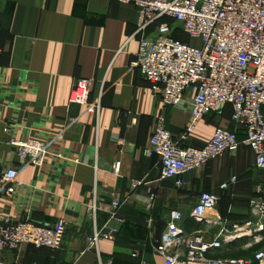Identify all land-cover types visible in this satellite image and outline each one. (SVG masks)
<instances>
[{
    "label": "crops",
    "instance_id": "obj_1",
    "mask_svg": "<svg viewBox=\"0 0 264 264\" xmlns=\"http://www.w3.org/2000/svg\"><path fill=\"white\" fill-rule=\"evenodd\" d=\"M138 17L135 6L116 0H0V168L17 165L11 140L49 145L41 167L18 171L23 185L15 195L0 196V220L51 226L63 219L66 225L58 250L24 245L17 255L3 252L1 264H165L153 247L171 213L180 214L186 233L206 229L209 242L223 226L251 220L248 203L262 199L258 175L264 171L253 168V153L245 146L234 158L224 155L186 174L180 186L159 179V159L146 155L158 118L180 147L203 148L218 128L235 131L240 142L244 134L226 107L199 120L181 140L189 124L188 105L164 107L132 66L139 47V37L131 38ZM81 79L92 80L90 101L99 103V109L69 102ZM115 162L121 164L117 175ZM232 177L236 183L221 190ZM203 193L219 197L217 208L206 215L208 227L190 215ZM95 195L107 204L118 197L124 223L117 238L87 250L94 225L107 218L100 212L96 224L91 220L88 208ZM251 242L236 238L215 257L248 258L254 252Z\"/></svg>",
    "mask_w": 264,
    "mask_h": 264
},
{
    "label": "built area",
    "instance_id": "obj_2",
    "mask_svg": "<svg viewBox=\"0 0 264 264\" xmlns=\"http://www.w3.org/2000/svg\"><path fill=\"white\" fill-rule=\"evenodd\" d=\"M116 1L138 9L137 29L131 38L139 37V47L132 66L139 70L164 107L188 105L189 124L181 140L186 139L199 120L220 114L226 107L231 109L232 124L244 134L240 142L235 131L218 128L203 148L180 147L166 130L163 119L158 118L146 155L159 159V179L176 180L180 186L186 174L224 155L236 157L241 146L253 153V168L264 171V0ZM151 26H155L154 33L147 36ZM175 29L190 43L174 37ZM92 84L89 79L75 82L69 102L99 109V103L90 101ZM9 145L16 149L17 165L0 168V196L11 197L23 185L17 181L18 171L26 166L41 167L49 155V145L38 140H11ZM120 167V162H115L114 175ZM235 183L236 178L232 177L220 189L226 190ZM153 201L151 194L149 209ZM218 204V195L201 194L191 218L199 225L210 226L206 215ZM248 205L251 220L230 228L223 226L210 242L205 240L206 229L186 233L179 224L180 214L171 213L159 243L153 247L154 255L165 264H264V244L248 258L215 257L236 238H251L250 246L264 241V200L254 197ZM121 206L118 197L107 204L94 196L88 208L91 220L95 223L100 212L106 213L107 218L101 226L94 225L86 240L87 250H95L101 240L117 238L124 223L118 214ZM215 221L221 223L220 219ZM65 229L63 219L43 226L29 220L2 218L0 255H17L24 245L56 251L61 247Z\"/></svg>",
    "mask_w": 264,
    "mask_h": 264
},
{
    "label": "rangeland",
    "instance_id": "obj_3",
    "mask_svg": "<svg viewBox=\"0 0 264 264\" xmlns=\"http://www.w3.org/2000/svg\"><path fill=\"white\" fill-rule=\"evenodd\" d=\"M170 24H172V22H169ZM174 37H176V38H178V39H180V40H182V41H185L184 40V38L181 36V35H179L177 32H176V34L174 35ZM259 178H258V181H259V183H261L260 184V186H261V190H262V194H261V196H262V199H264V172H260L259 173ZM241 182H243V179H242V181Z\"/></svg>",
    "mask_w": 264,
    "mask_h": 264
},
{
    "label": "trees",
    "instance_id": "obj_4",
    "mask_svg": "<svg viewBox=\"0 0 264 264\" xmlns=\"http://www.w3.org/2000/svg\"><path fill=\"white\" fill-rule=\"evenodd\" d=\"M178 33V32H177ZM174 35H175V33H174ZM180 35V34H179ZM183 36V35H182ZM178 39V38H177ZM262 247V244H258V245H255V246H253V248L250 250V251H256V250H258V249H260Z\"/></svg>",
    "mask_w": 264,
    "mask_h": 264
}]
</instances>
